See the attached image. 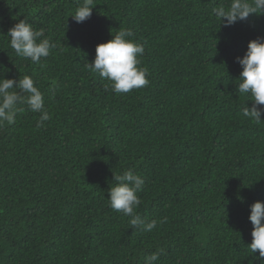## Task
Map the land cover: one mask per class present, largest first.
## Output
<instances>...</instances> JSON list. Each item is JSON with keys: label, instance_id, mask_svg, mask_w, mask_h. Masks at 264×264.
Segmentation results:
<instances>
[{"label": "trees", "instance_id": "1", "mask_svg": "<svg viewBox=\"0 0 264 264\" xmlns=\"http://www.w3.org/2000/svg\"><path fill=\"white\" fill-rule=\"evenodd\" d=\"M229 2L93 0L76 23L78 0H0V78L30 75L51 114L0 127V264H144L158 250V264H251L264 125L241 114L236 57L264 37V15L225 27L212 8ZM22 19L58 44L43 66L9 46ZM119 29L143 44L150 81L121 95L85 67ZM129 169L145 181L137 214L167 218L152 232L108 205Z\"/></svg>", "mask_w": 264, "mask_h": 264}, {"label": "clouds", "instance_id": "2", "mask_svg": "<svg viewBox=\"0 0 264 264\" xmlns=\"http://www.w3.org/2000/svg\"><path fill=\"white\" fill-rule=\"evenodd\" d=\"M93 7V0H78V7L68 17L76 23H83L91 18ZM250 14L264 15V0H230L227 6L222 4L212 8V15L225 27L247 20ZM133 35L130 29L117 30L111 40L96 46L93 62L85 65L91 73L107 81L105 91L121 95L150 84L148 69L141 67L144 46L132 39ZM6 36L17 57L41 66L42 61L58 48L56 41L44 35L43 28L35 29L26 19L19 20ZM236 62L242 67L235 85L237 93L244 98L241 114L256 126L264 125V37L249 41L247 51L242 58L236 57ZM25 112L39 114L37 128L51 119L44 93L37 82L30 75L19 79L0 78V127L16 124L17 117ZM112 182L108 205L115 212L129 217L133 230L152 232L167 222V218L148 221L137 214L141 204L139 194L145 184L141 175L129 169L122 174L114 173ZM248 219L252 224V240L246 245L248 257H251V264H264V201L258 200L250 205ZM161 254L162 250H158L146 255L144 264H158Z\"/></svg>", "mask_w": 264, "mask_h": 264}]
</instances>
